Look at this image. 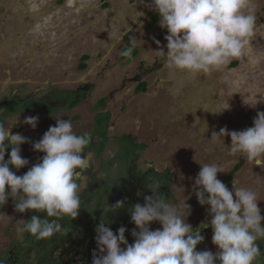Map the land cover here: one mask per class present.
<instances>
[{
	"label": "rangeland",
	"instance_id": "rangeland-1",
	"mask_svg": "<svg viewBox=\"0 0 264 264\" xmlns=\"http://www.w3.org/2000/svg\"><path fill=\"white\" fill-rule=\"evenodd\" d=\"M253 2L256 27L242 55L220 70L192 73L166 66L158 51H166L167 30L151 23L153 11L139 0H0V88L7 76L28 90L88 80L93 90L75 123L85 125L88 110L105 97L112 131L135 135L147 145L145 159L173 172L176 206L197 199L201 165L216 163L225 170L217 178L230 191L233 182L255 191L262 211L264 157L229 154L230 137H212L251 127L264 112V0ZM82 55L87 67L80 70ZM141 82L146 90L138 92Z\"/></svg>",
	"mask_w": 264,
	"mask_h": 264
},
{
	"label": "clouds",
	"instance_id": "clouds-1",
	"mask_svg": "<svg viewBox=\"0 0 264 264\" xmlns=\"http://www.w3.org/2000/svg\"><path fill=\"white\" fill-rule=\"evenodd\" d=\"M139 2L154 11L159 17V26L167 30L166 51L161 48L158 52L172 70L192 73L220 70L242 55L257 22L253 0ZM131 50L128 48L122 54L128 56ZM38 119L27 116L22 123L34 129ZM55 120V125L49 126L42 137L32 143L33 150L44 155L23 175H16L10 166L18 170L29 163L20 154V145L28 139L20 133H12L17 119L10 124L0 121V206L12 197L16 202L15 211L19 213L35 210L45 213L46 217L58 218L49 220L33 215L23 230L36 239L49 238L62 231L59 220L74 219L78 215L80 178L90 167L91 153L81 156L91 143L90 135H77L69 120ZM221 135L230 137L229 154L240 153L253 161L264 157V112L256 113L251 127L241 131L222 128L212 137L220 139ZM8 148L11 151L5 160ZM223 172L222 165L203 164L193 184L199 204L208 206L216 253L195 250L204 237L199 229L194 231L186 223L189 206L185 199L180 206L168 203L157 194V186L150 188L152 195L145 196L143 204L137 203L130 209L131 222L135 226L131 232L133 243L128 244L123 226L115 233L103 221L96 226V250L91 264H217V261L219 264H254L262 254L257 240L264 238L261 226L264 216L258 207L257 193L235 187L234 182L230 191L217 178V174ZM122 206L123 201H117L109 209ZM183 209H187L186 214ZM152 222H158L161 227L150 230Z\"/></svg>",
	"mask_w": 264,
	"mask_h": 264
},
{
	"label": "flooded vegetation",
	"instance_id": "flooded-vegetation-1",
	"mask_svg": "<svg viewBox=\"0 0 264 264\" xmlns=\"http://www.w3.org/2000/svg\"><path fill=\"white\" fill-rule=\"evenodd\" d=\"M87 58V55L80 57V70L87 67ZM138 80L140 82L141 78ZM4 86L0 88V121L10 124L17 119L11 128L12 133H20L28 139L27 143L20 145V154L29 163L18 170L10 166L16 175L25 174L40 161L44 154L34 151L32 143L38 141L49 126H54L55 119L58 118L71 121L73 131L77 135H90L91 143L81 156L90 152L91 158L90 167L83 171L80 178L81 207L78 209V215L74 219H60L62 231L51 237L36 239L23 230L24 225L33 215L49 220L58 218L46 217L45 213L35 210L19 213L15 211L16 202L12 197L0 206V213L5 215H0V264H91L92 254L96 250L95 229L102 221L114 233L119 227H125V238L128 244H131L134 242L131 232L135 226L131 222L130 209L137 203L143 204L145 196L152 195L150 188L158 186L157 194L163 197V187L167 186L171 194L166 201L177 204L178 200L174 198L172 190L173 172L145 159L147 145L135 135L112 131V114L107 108L105 97L98 98L88 110L90 118L85 125L81 122L75 123L84 116L83 104L88 101L93 90L90 81L81 80L74 87L49 82L42 87L28 90L25 85L15 83L7 76ZM136 90L145 91V83L143 90ZM70 99L78 101L69 105ZM67 111L70 113L67 114ZM100 114L107 116L104 135L96 133ZM27 116L39 118L34 129L22 123ZM10 151V148L6 149L5 160L8 159ZM165 175L167 179L163 178ZM117 201H123V206L119 209H109ZM186 205L189 206V221L186 223L194 231L199 229L200 235L204 237L195 250L216 253L218 249L212 243L213 231L209 224L211 217L208 206L200 205L197 199L189 200ZM183 211L187 213V209ZM263 213L264 209L261 211L262 216ZM261 226L264 227V220L261 221ZM149 227L150 230H156L161 226L158 222H152ZM257 244L262 254L254 264H264V238L258 239Z\"/></svg>",
	"mask_w": 264,
	"mask_h": 264
},
{
	"label": "trees",
	"instance_id": "trees-1",
	"mask_svg": "<svg viewBox=\"0 0 264 264\" xmlns=\"http://www.w3.org/2000/svg\"><path fill=\"white\" fill-rule=\"evenodd\" d=\"M157 21H159V17L158 15L154 12L153 15H152V18H151V23H156ZM127 50V49H125ZM124 50V51H125ZM144 89V83H141L139 86H138V90H143ZM71 96V95H70ZM78 101V99H70L69 100V105H72V104H75L76 102ZM102 104V102H101ZM106 118L107 116H105L104 114H100L99 115V118H98V129L96 131V133H99L101 135H104L105 134V122H106ZM239 168V164H236L227 174V182L230 181L231 177H232V174ZM163 178L167 179V175H165ZM170 191L168 190L167 186H164L163 187V198L165 200L168 199V197L170 196ZM264 215V213H263Z\"/></svg>",
	"mask_w": 264,
	"mask_h": 264
}]
</instances>
